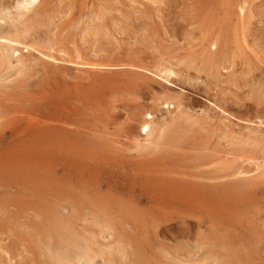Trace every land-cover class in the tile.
<instances>
[{"label":"rangeland","instance_id":"374dc122","mask_svg":"<svg viewBox=\"0 0 264 264\" xmlns=\"http://www.w3.org/2000/svg\"><path fill=\"white\" fill-rule=\"evenodd\" d=\"M43 1L45 0H39L34 8L39 7ZM46 1H50L48 2L50 3L48 5L50 9L45 10L47 12L51 11L49 22L46 19L48 13L45 16L43 14L46 12L43 11L42 15L36 14V18H34L33 8L29 11H21L23 15L18 18L23 26L34 28L40 33V38H36L37 44L34 45L38 51L33 48L25 49L21 45L15 46V44L0 40V54L6 55L9 52L7 54L8 60L4 65H1L2 67L0 66V264H46L44 261L49 255L48 248L50 247L51 250L53 247L51 238L48 236L49 233L46 230L55 215L63 221L70 222L73 228L77 229L75 231L79 235L78 243L81 246H83V238H89L92 236L91 234L97 233V242L90 244L94 251L101 250L100 248L95 249L97 246L102 248L103 244L100 241L107 245L114 243L112 248H115L116 239L118 238V240L124 242V249L127 248V251L131 252L132 256L130 255V258L133 261H136L140 256L145 259L144 264H175L174 261L173 263L171 261L167 262L166 257L158 252L156 246L166 244V246L173 247V243H175V241H172L173 237L179 229H182L184 234L187 235V239H184L185 244L189 243L190 246L194 243L203 244L205 250H199L196 255L199 254L200 258H203L211 251L208 255L212 259L207 258L209 262L206 259L208 264H231V262L232 264H240L239 259H235L236 257L229 252L225 253V250L219 246L222 244L219 242V230L227 222L226 213L228 210L229 212L236 211L234 210L236 207L233 199L237 197V194L247 206V210L242 213L243 219L240 220L248 221L259 229L260 244L264 246V174L247 179V176L256 174L257 170H253V165L247 166L246 162H242V165L246 166L245 170H250V172L244 176L223 177L224 179H213L211 182L206 179L204 181V179L192 178L187 174V172L192 171H203L204 174L217 175L220 173V171H216L219 168L217 163L227 158L233 160L229 162L232 167L238 165L235 160L240 154L248 153L255 157L264 155V49H258V45L247 37L249 47L239 37L241 31L254 32L257 36L259 34L261 38L264 37V0H164V2L161 0L164 4L156 0L161 5L155 0ZM57 4L59 5L57 6ZM67 4H69L70 10ZM60 5L64 9L60 8ZM239 5L244 7V17L237 14ZM101 9L107 10V13L103 16L104 25L99 30L100 34H103V28H108L110 35L115 39L113 41L108 35H102L100 42L106 46H101L109 51L108 57L114 54L119 62L112 61L115 63L113 66L97 69L82 64L83 59L76 58L74 55L78 50L86 58L95 60L97 53L91 49L94 46L90 47L84 43L82 34L89 22L88 19L95 12H100ZM141 9H144V11ZM10 10H8L12 12L10 18L0 17V23L2 21L0 36L14 32L21 27L15 14L16 11L20 10H14V8H10ZM66 10L67 15L63 13ZM30 11L33 13V18H30ZM61 12L64 15L63 18ZM38 16L44 17L45 20L42 17L38 18ZM69 19H74V21L71 23L67 21ZM9 20L11 24H8L10 23ZM40 20L42 23L38 24ZM46 21L47 23H44ZM99 21L94 19L97 25L103 22L102 20ZM29 22L30 24L32 22V24L30 25ZM74 22L77 23L73 26ZM75 26L79 29L78 31ZM141 27L144 28L141 29ZM248 27L254 29L251 30ZM45 29H48V31ZM117 29L118 31H116ZM224 32L228 33L225 34ZM217 34L223 37L227 43L223 57L225 60L222 62L223 66H227L221 69L220 63V67L217 69V79L212 80L208 74L207 61L203 54L207 51L216 52V54L221 53L218 47L212 50L213 46L209 47L211 37ZM74 35L78 36H76L77 39H74L76 38ZM51 37L52 39L55 38L56 41L51 40ZM71 42L72 45L70 46ZM60 44L64 49L60 47ZM94 45L96 49V43ZM50 46L52 47L50 48ZM12 47L17 48V50L10 53L8 49ZM50 54L56 60L46 57ZM198 54L200 55L198 56ZM21 56H24V60L17 62V58H21ZM63 57L65 59H62ZM129 58L132 60H128ZM153 60L155 62H152ZM18 63H20V66H18ZM188 63L189 65H187ZM162 64L164 66L171 64L168 67L173 68L175 72L178 70V75L169 77V83L156 73L155 66H163ZM21 66L24 68L22 69ZM199 75H201V78ZM204 78H207L206 81ZM251 79L253 80L251 81ZM209 82H211V85ZM166 88L168 92L165 91ZM216 92L218 98L221 96L220 101H217L219 105L228 107L231 112L232 109L233 112H245L248 116L250 115L251 121L249 123L243 122L244 120L235 117L234 119L225 113H218V109L211 103L215 99ZM167 93L172 96H181L183 102H193V107H190L187 111L190 110V113L197 117V121L201 122L200 125L197 126L198 122L196 121V125H193L194 128L190 130L191 133L185 139L176 143H168V137L164 138L163 136L162 139L155 141L157 145L154 143L150 148L148 147L149 150L148 148L146 150V147L145 150L141 146L136 147L134 140L137 135L135 133L139 134L138 140L140 142L143 140V134L137 127L141 118H146V115L143 114L144 111L151 112L150 115L154 118L153 121L157 120L153 123L155 129H157L153 133L155 136L159 131L158 126L160 123L167 121L172 115V113H168V110L172 109V105L167 107L161 103L162 98ZM158 97L161 98V101ZM111 102H113L112 105ZM239 103L242 104L239 105ZM207 107L211 111H207ZM215 113H218V115ZM256 114L257 116L260 115L259 118H252ZM225 115L227 119L233 121L231 129H233V133L236 132L237 134H233L234 138H238L235 140L237 142L235 143L236 146L235 144L227 145L226 139L217 136L220 133V128L222 129V125L216 118L222 120ZM185 117L182 118L184 121L181 123L183 127H186V120L189 119ZM166 118L168 119L166 120ZM225 120L223 119V121ZM208 121L209 123H207ZM205 124H208V127L210 126L209 128H213L214 131L211 132ZM242 125L247 126V129L243 128ZM201 126H205V129ZM248 128H254L252 130L255 132L249 133ZM128 129L130 130L126 133ZM166 129L163 131L164 133ZM130 132L131 134H129ZM246 135L257 138L258 145L253 146L251 144L252 139H249L248 144L239 147L238 140L245 138ZM259 138L261 139L259 140ZM227 151L231 152L232 155L226 154ZM196 155L207 157V164L195 165L196 167H194L192 164L195 158L198 157ZM211 158H216V166L210 164ZM170 171L171 173H169ZM181 172L183 174H180ZM247 181L252 184L237 189V191H234L235 195L234 193L221 192L226 201L222 199L220 203L217 198H212L201 190L203 186H219L220 188L225 183H240L239 185H242ZM178 186H182V188L180 189ZM72 194L76 197L74 198ZM184 194L188 197L186 198ZM77 198L80 199V203H78ZM92 213H95L94 216ZM63 215L64 217H61ZM91 217L94 218L91 219ZM223 219L225 222L222 221ZM147 222H149L148 227L145 225ZM98 224L104 226L108 224L109 232L100 237ZM80 226L82 230H80ZM151 226L152 231L149 230ZM161 227L163 231L159 229ZM156 228L157 231H155ZM90 229L93 232L89 231ZM85 231H89L88 234ZM146 231L149 233H146L147 237L144 235ZM213 235L218 237V241L217 238L213 239ZM168 239L169 242L166 241ZM212 242L214 243L212 244ZM215 242L219 245L216 246ZM96 244L97 246H95ZM205 245L208 247H205ZM150 249L152 251H149ZM101 252V256L94 259L95 264H104L102 258H106L107 248L103 246ZM198 256L197 258H199ZM218 256L220 259H217ZM263 256L264 252L261 254L262 261L261 258L257 257L258 262L256 260L251 262H257L253 264H264Z\"/></svg>","mask_w":264,"mask_h":264},{"label":"bare ground","instance_id":"6f19581e","mask_svg":"<svg viewBox=\"0 0 264 264\" xmlns=\"http://www.w3.org/2000/svg\"><path fill=\"white\" fill-rule=\"evenodd\" d=\"M38 1L39 0H14V1H10V0H0V17L2 18V17H7V18H10V15L12 14V12H10V11H12V10H10V8H14V10L15 9H19L20 11H16V16H17V21L21 24V22L19 21V19L18 18H20V16H22L23 15V13H21V11H29V10H32V8H33V11L35 12V17L34 18H36V14H40V15H42L41 13H43V12H46V13H44L43 15H45V14H47V21L48 20H50V13H51V11L50 12H47V11H45V10H49L50 8L48 7V5L50 4V3H48V2H50V1H43L42 3H41V5L39 6V7H35V8H37V9H35L34 8V6L38 3ZM41 1V0H40ZM54 1V0H53ZM57 1V0H56ZM59 2L60 1H63V0H58ZM65 1V0H64ZM90 1V0H89ZM152 1H154V0H152ZM156 1V0H155ZM161 2V0H158V2ZM168 1V0H167ZM246 1V0H245ZM112 2V1H111ZM157 2V1H156ZM155 2V3H156ZM157 2V3H158ZM163 2H164V0H163ZM163 2H161V3H163ZM64 3V2H63ZM62 3V4H63ZM66 3V2H65ZM100 3H101V1H100ZM99 3V4H100ZM130 3V2H129ZM169 3V2H168ZM78 4V3H77ZM102 4V3H101ZM118 4V3H117ZM159 5H161L160 3H158ZM157 4V5H158ZM164 4V3H163ZM59 4H57V6H58ZM64 5V4H63ZM68 5L69 4H67V7H68ZM79 5V4H78ZM110 5V4H109ZM153 5H155V4H153ZM50 6H52V5H50ZM61 7L60 8H62V9H64V7H62V5H60ZM103 6V5H102ZM105 7H107L106 5H104ZM53 7H54V5H53ZM66 7V6H65ZM237 7H238V5H237ZM49 8V9H48ZM127 8V7H126ZM143 8V7H142ZM157 8V7H156ZM160 8V7H159ZM249 8V7H248ZM251 8V7H250ZM61 9V10H62ZM68 9L70 10V7H68ZM72 9V8H71ZM147 9V8H146ZM3 10V11H2ZM8 10H10V11H8ZM51 10H53V9H51ZM58 10H59V7H58ZM99 10V9H98ZM102 10H105V9H101L100 10V12H95L89 19H88V24H87V26L84 28V31H83V34H82V41L84 42V43H86V44H88L90 47H93V48H91L92 50H94V51H96V53H97V56H95L96 58H95V60H91V59H89V58H86L85 56H84V54H80V52L78 51V50H76V54L74 55V56H76V58H80L81 60L83 59V62H82V64H85V65H87V66H90V67H92V68H102V67H108V66H113L115 63H113L112 61H118L119 59L113 54H111V56L110 57H108V54H109V51L105 48V47H102L101 45H105L104 43H102V42H100V39L102 38V35H108L109 36V38L111 39V40H115L114 38H112V35H110V30L108 29V28H103V34H100V28L102 27V25H104V21H103V16H104V14H106L107 13V10H105V11H102ZM115 10V9H114ZM117 10V9H116ZM141 10H143L144 11V9H141ZM165 10V9H164ZM43 11V12H42ZM248 11H250L249 9H248ZM252 11V10H251ZM31 12V11H30ZM53 12V11H52ZM55 12V11H54ZM60 12V11H59ZM72 12V11H71ZM87 12V11H86ZM112 12V11H111ZM115 12V11H114ZM126 12V11H125ZM29 13V12H28ZM62 13V12H61ZM65 15H67L68 13H67V10H66V12L64 11L63 12ZM63 13H62V18H63ZM117 13V12H116ZM137 13V12H136ZM253 13V12H252ZM69 14H70V12H69ZM118 14H119V12H118ZM139 14V13H138ZM237 14L239 15V16H241V17H244L243 15H244V7L243 6H241V5H239V9H238V12H237ZM33 15V13L31 12V16ZM49 15V16H48ZM56 15V14H55ZM59 15V14H58ZM83 15H85V14H83ZM112 15V14H111ZM119 15H121V14H119ZM123 15V14H122ZM252 15H254V14H252ZM27 16V15H26ZM26 16H24V17H26ZM30 16V18H33V16L31 17ZM46 16V15H45ZM70 16V15H69ZM72 16V15H71ZM70 16V17H71ZM78 16V15H77ZM81 16V15H80ZM124 16V15H123ZM127 16V15H126ZM131 16V15H130ZM249 16V15H248ZM29 17V16H28ZM40 16H38V18H39ZM42 17V16H41ZM40 17V18H41ZM59 17H60V15H59ZM74 18H75V16H73ZM72 17V18H73ZM108 17H109V15H108ZM114 17V16H113ZM144 17H145V15H144ZM149 17V16H148ZM262 17V16H261ZM42 18H44V17H42ZM52 18V17H51ZM67 18V17H66ZM69 18V17H68ZM78 18H79V16H78ZM78 18H76V19H78ZM81 19H82V17H80ZM147 18V17H146ZM249 18V17H248ZM260 18V17H259ZM258 18V19H259ZM22 19V18H21ZM25 19V18H24ZM94 19H96V20H98V22H100L99 20H102L103 22L102 23H100V24H98L97 25V23H95L94 22ZM131 19V18H130ZM253 19V18H252ZM261 19V18H260ZM5 20V19H4ZM3 20V21H4ZM12 20V19H11ZM31 20H33V19H31ZM36 20V19H35ZM44 20H45V18H44ZM72 19H69V20H67V21H69V22H73L74 21V19L71 21ZM87 20V19H86ZM134 20H135V18H134ZM144 20V19H143ZM151 20V19H150ZM245 20V19H244ZM249 20V19H248ZM261 20H263V18L261 19ZM28 21V20H27ZM37 21V20H36ZM47 21L46 22H44V23H47ZM54 21V20H53ZM65 21V20H64ZM83 21V20H82ZM81 21V22H82ZM128 21V20H127ZM246 21V20H245ZM256 21V20H255ZM254 21V22H255ZM5 22V21H4ZM8 22H10V20L8 21ZM49 22V21H48ZM132 22H133V20H132ZM132 22H131V24H132ZM253 22V23H254ZM1 23H2V21H1ZM0 23V24H1ZM40 23H42V21L40 20L39 22H38V24H40ZM77 22H74L73 23V26L76 24ZM79 23V22H78ZM85 23H87V22H85ZM113 23V22H112ZM129 23V22H128ZM256 23H258V22H256ZM262 23H263V21H262ZM4 24V23H3ZM6 24V23H5ZM8 24H11V22L10 23H8ZM14 24V23H13ZM27 24H28V22H27ZM29 24H30V22H29ZM31 24H32V22H31ZM30 24V25H31ZM51 24V23H50ZM115 24V23H114ZM120 24V23H119ZM147 24V23H146ZM241 24H242V20H241ZM15 25H17L16 23H15ZM14 25V26H15ZM63 25V24H62ZM67 25H68V23H67ZM66 25V26H67ZM81 25V24H80ZM79 25V26H80ZM226 25V24H225ZM245 25V24H244ZM5 26V25H4ZM10 26V25H9ZM12 27H13V25H11ZM19 26V25H18ZM57 26V25H56ZM65 26V27H66ZM71 26H72V24H71ZM107 26V25H106ZM111 26V25H110ZM116 26H118L117 24H116ZM139 26V25H138ZM1 27V26H0ZM3 27V26H2ZM48 27V26H47ZM67 27H69V26H67ZM111 27H113V26H111ZM130 27V26H129ZM222 27H224V26H222ZM242 27V26H241ZM249 27H251V26H249ZM248 27V28H249ZM255 27V26H254ZM262 27H263V25H262ZM49 28H50V25H49ZM75 28H76V26H75ZM114 28V27H113ZM144 28V27H143ZM142 27H141V29H143ZM232 28V27H231ZM246 28V27H245ZM256 28V27H255ZM258 28H260V27H258ZM65 29H67V28H65ZM69 29H70V27H69ZM68 29V30H69ZM77 29V28H76ZM124 29V28H123ZM127 29V28H126ZM236 29H238L239 30V28H237L236 27ZM249 29H251V28H249ZM252 29H254V28H252ZM251 29V30H252ZM13 30V29H12ZM45 30H47L48 31V29H45ZM73 30H75V29H73ZM79 29H77V31H78ZM121 30V29H120ZM217 30V29H216ZM219 30V29H218ZM221 30V29H220ZM235 30V29H234ZM263 30V29H262ZM11 31V30H10ZM116 31H118V29L116 30ZM144 31H145V29H144ZM151 31V30H150ZM223 31V30H222ZM227 31V30H226ZM256 31V30H255ZM259 31V30H258ZM64 32V31H63ZM66 32V31H65ZM64 32V33H65ZM114 32V31H113ZM119 32H121V31H119ZM4 33V32H3ZM46 33V32H45ZM75 33V32H74ZM146 33V32H145ZM225 33V32H224ZM228 33V32H227ZM227 33H225V34H227ZM238 33V32H237ZM71 34V33H70ZM76 34H77V32H76ZM79 34H80V32H79ZM122 34H123V32H122ZM234 34V33H233ZM61 35V34H60ZM59 35V36H60ZM72 35V34H71ZM78 35V34H77ZM76 35V36H77ZM124 35V34H123ZM140 35V34H139ZM146 35V34H145ZM150 35V34H149ZM155 35V34H154ZM176 35V34H175ZM213 35V34H212ZM222 35V34H221ZM59 36H58V39H59ZM66 36V35H65ZM68 36V35H67ZM75 35H74V37H76ZM104 36H103V38H104ZM116 36H118V35H116ZM144 36V35H143ZM159 36V35H158ZM227 36V35H226ZM263 36V35H262ZM69 37V36H68ZM78 37V36H77ZM77 37L76 38H74V39H77ZM142 37V36H141ZM140 37V38H141ZM239 37L241 38V40H242V42L245 44V45H247V46H249L250 47V45L247 43V37H249L250 38V40H252V42L254 41L257 45H258V49H264V42H263V38H261L260 36H259V34H258V36L256 35V34H254V32L253 33H251V32H249V31H245V32H243V31H241L240 32V34H239ZM36 38H40V33L39 32H37L34 28H30V27H26V26H23L22 24H21V27H19V29L17 30L16 29V31H14V32H9V33H7V34H5V35H1L0 36V40H4V41H7V42H9V43H11V44H15V46L16 45H21L23 48H33V49H36V47L34 46L35 44H37V40H36ZM57 38V37H56ZM63 38V37H62ZM70 38V37H69ZM80 38V37H79ZM148 38V37H147ZM222 38V39H221ZM51 40H55V38L54 39H52V37L50 38ZM192 39V38H191ZM226 39V38H225ZM233 39V38H232ZM263 39V40H262ZM64 40V39H63ZM62 40V41H63ZM127 40V39H126ZM211 42H210V44H209V47L210 46H213V48H211V50L212 49H215L216 47H218L219 49H220V51H221V53L220 54H216V52H211V51H207V52H205L203 55H204V58H205V60L207 61V66H208V74H209V76L211 77V79L212 80H216L217 78V69H218V67H220V63H221V69L222 68H224V67H226V66H223L224 64H222V62L225 60L223 57H224V54H225V48L227 47V43H226V41L223 39V37H221L220 35H215V36H212L211 37ZM227 40V39H226ZM56 41V40H55ZM78 41V40H77ZM80 41V40H79ZM81 41V42H82ZM192 41V40H191ZM206 41V40H205ZM234 41V40H233ZM249 41V40H248ZM60 42V41H59ZM80 42V43H81ZM104 42V41H103ZM192 42H194V41H192ZM251 42V43H252ZM5 43V42H4ZM83 43V44H84ZM94 43H96V49H95V45H94ZM102 43V44H101ZM187 43H189V42H187ZM191 43V42H190ZM48 44V43H47ZM59 44V43H58ZM200 44V43H199ZM51 45V44H50ZM61 45L62 44H60V47H61ZM64 45H65V43H64ZM72 45V42L70 43V46ZM109 45V44H108ZM161 45V44H160ZM188 45V44H187ZM6 46V45H5ZM53 46V45H52ZM52 46H50V48L52 47ZM74 46H76L75 44H74ZM106 46V45H105ZM110 46V45H109ZM82 47V46H81ZM232 47V46H231ZM20 48V47H19ZM49 48V47H48ZM62 49H64L63 47H61ZM74 48V47H73ZM58 50H59V48H57ZM61 49V50H62ZM75 49V48H74ZM114 49V48H113ZM200 49V48H199ZM3 50H4V48H3ZM9 51H10V53H13L14 51H16L17 50V48H14V47H12V48H9L8 49ZM37 50V49H36ZM35 50V51H36ZM60 50V51H61ZM67 50V49H66ZM72 50V49H71ZM84 50H86V49H84ZM122 50V49H121ZM197 50V49H196ZM201 50V49H200ZM206 50H209V49H206ZM228 50H230V49H228ZM19 51H21V50H19ZM32 51H34V50H32ZM38 51V50H37ZM50 51V50H49ZM90 51V50H89ZM112 51V50H111ZM114 51H116V50H114ZM132 51V50H131ZM214 51V50H213ZM238 51V50H237ZM240 51V50H239ZM257 51H259V50H257ZM64 52V51H63ZM72 52H73V50H72ZM92 52V51H91ZM119 52V51H118ZM118 52H117V54H118ZM2 53V52H1ZM6 53V52H5ZM17 53V52H16ZM59 53V52H58ZM75 53V52H74ZM73 53V54H74ZM202 53V52H201ZM229 53V52H228ZM227 53V54H228ZM7 54H9V52L8 53H6V55H3V54H0V66L1 65H4L5 64V62L8 60V55ZM54 54H55V52H54ZM61 54V53H60ZM72 54V55H73ZM90 54V53H89ZM95 54V53H94ZM196 54V53H195ZM14 55V54H13ZM64 55V54H63ZM93 55V54H92ZM197 55V54H196ZM200 54H198V56H199ZM216 55H218V56H216ZM236 55V54H235ZM255 55H256V53H255ZM61 56V55H60ZM138 56H140V55H138ZM143 56V55H142ZM237 56V55H236ZM263 56V55H262ZM44 57V56H43ZM46 57H48V58H50V59H52V60H56V58L52 55V54H50V55H47ZM62 57V56H61ZM124 57V56H123ZM129 57V56H128ZM136 57V56H135ZM45 58V57H44ZM154 58V57H153ZM202 58H203V56H202ZM35 59H36V57H35ZM47 59V58H46ZM62 59H65L64 57L62 58ZM137 59V58H136ZM151 59V58H150ZM242 59V58H241ZM24 60V56H21V58H17V62L18 61H23ZM59 60H60V58H59ZM74 60V59H73ZM127 60V59H126ZM128 60H132V59H128ZM148 60V59H147ZM146 60V61H147ZM152 60V59H151ZM155 60V59H154ZM152 61V62H155V61ZM191 60V59H190ZM43 61V60H42ZM66 61V60H65ZM145 61V60H144ZM149 61V60H148ZM203 61H204V59H203ZM240 61V60H239ZM238 61V62H239ZM25 62V61H24ZM66 62H68V61H66ZM119 62V61H118ZM151 62V61H150ZM172 62V61H171ZM78 63H80V62H78ZM77 63V64H78ZM122 63V62H121ZM131 63V62H130ZM169 63V62H168ZM183 63V62H182ZM198 63V62H197ZM200 63V62H199ZM203 63V62H202ZM232 63V62H231ZM231 63H229V64H231ZM235 63H236V61H235ZM242 63V62H241ZM27 64V63H26ZM150 64V63H149ZM161 64V63H160ZM240 64V63H239ZM246 64V63H245ZM244 64V65H245ZM13 65V64H12ZM25 65V64H24ZM23 65V66H24ZM36 65H38V64H36ZM76 65V64H75ZM78 65H81V64H78ZM121 65V64H120ZM119 65V66H120ZM152 65V64H151ZM163 65V64H162ZM171 65V64H170ZM170 65H167V66H161V65H157V66H155V69H156V73L157 74H159V76H161V78H164V80L167 82V83H169L168 81H169V77H171L172 75H178V73H177V71L175 72L174 70H173V68H170V67H168V66H170ZM187 65H189V63L187 64ZM206 65V64H205ZM235 65H237V64H235ZM18 66H20V63H18ZM82 66H84V65H82ZM124 66H126V65H124ZM184 66H186V65H184ZM200 66V65H199ZM231 66V65H230ZM233 66H234V64H233ZM255 66V65H254ZM2 67V66H1ZM22 67V66H21ZM26 67V66H25ZM85 67V66H84ZM115 67V66H114ZM117 67V66H116ZM129 67V66H128ZM24 67H22V69H23ZM31 68H33V67H31ZM39 68V67H38ZM140 68V67H139ZM199 68V67H198ZM230 68V67H229ZM232 68V67H231ZM258 68V67H257ZM256 68V69H257ZM16 69V68H15ZM29 70H30V68H28ZM183 69H185V68H183ZM195 69V68H194ZM228 69V68H227ZM10 70H12V69H10ZM152 70V69H151ZM180 70H182V69H180ZM198 70V69H197ZM220 70V69H219ZM245 70H248V69H245ZM244 70V71H245ZM263 70V69H262ZM25 71V70H24ZM144 71V70H143ZM202 71H204V70H202ZM201 71V72H202ZM230 71V70H229ZM153 72V71H152ZM154 72H155V70H154ZM228 72V71H227ZM226 72V73H227ZM23 73V72H22ZM21 73V74H22ZM186 73V72H185ZM230 73V72H229ZM16 74V73H15ZM153 74V73H152ZM155 74V73H154ZM184 74V73H183ZM203 73H201V75H202ZM207 74V75H208ZM222 74V73H221ZM230 74H232V73H230ZM18 75V74H17ZM188 75H190V74H188ZM201 75H199V77L201 78ZM204 75V74H203ZM206 75V76H207ZM247 75H249V74H247ZM261 75V74H260ZM144 76V75H143ZM153 76H158V75H153ZM174 76H173V78H174ZM194 76V75H193ZM197 76H198V74H197ZM205 76V75H204ZM251 76V75H250ZM181 77V76H180ZM184 77V76H183ZM198 77V78H199ZM241 77V76H240ZM178 78V77H177ZM190 78V77H189ZM239 78V77H238ZM261 78V77H260ZM160 79V78H159ZM184 79V78H183ZM205 79H207V78H204V80ZM227 79V78H226ZM162 80V79H161ZM171 80V79H170ZM178 80V79H177ZM187 80V79H186ZM248 80H249V78H248ZM253 79H251V81H252ZM6 81V80H5ZM43 81V80H42ZM174 81V80H173ZM172 81V82H173ZM189 81V80H188ZM196 81V80H195ZM206 81V80H205ZM207 81H209V80H207ZM221 81H222V79H221ZM243 81H244V79H243ZM257 81V80H256ZM214 82V81H213ZM218 82V81H217ZM239 82V81H238ZM249 82V81H248ZM264 82V81H263ZM263 82H262V84H263ZM12 83V82H11ZM173 83H175V82H173ZM181 83V82H180ZM195 83H197V82H195ZM211 82H209V84H210ZM227 83H229V82H227ZM172 84V83H171ZM220 84V83H219ZM258 84V83H257ZM211 85V84H210ZM234 85H236V84H234ZM244 85H246V84H244ZM249 85H251V84H249ZM264 85V84H263ZM165 86V85H164ZM170 86V85H169ZM239 86V85H238ZM259 86V85H258ZM261 86V85H260ZM210 87H212V86H210ZM240 87H241V85H240ZM243 87V86H242ZM253 87V86H252ZM172 88V87H171ZM165 89V88H164ZM177 89H178V87H177ZM181 90H182V88H180ZM206 89V88H205ZM25 90H27V89H25ZM208 90V89H207ZM61 91V90H60ZM163 91V90H162ZM165 91H167L168 92V90H167V88H166V90ZM171 91V90H170ZM206 91V90H205ZM210 91V90H209ZM252 91H253V89H252ZM183 92V91H182ZM214 92V91H213ZM164 94L166 93V92H163ZM250 93V92H249ZM144 94V93H143ZM257 94V93H256ZM113 95V94H112ZM163 95V94H162ZM236 95V94H235ZM232 96V95H231ZM113 97H114V95H113ZM255 97H256V95H255ZM261 97V96H260ZM2 98H4V97H2ZM159 98V97H158ZM250 98V97H249ZM161 98H159V100H160ZM220 99H221V96H220V98H218L217 97V92H216V95H215V99L214 100H212L211 101V103L218 109V113L220 112V114H227V115H229V116H232L233 118L235 117V118H237V119H240V120H244L243 122H248L249 123V121H251V118H249V116L247 115V114H245V112H239V111H237V112H233V109H232V112L228 109V107H224V105H219L218 104V102L217 101H220ZM222 99H223V97H222ZM192 100V99H191ZM233 100V99H232ZM114 101V100H113ZM155 101V100H154ZM161 101V100H160ZM210 102V101H209ZM223 102V101H222ZM229 102V101H228ZM237 102H239V101H237ZM112 103L113 102H111V105H112ZM162 104H165V106H171L172 107V109L171 110H168V113L169 114H171L172 113V115H173V111H174V115L172 116V115H170V118L168 119V118H166V120L167 121H163L162 123H160V125L158 126V130L159 131H157V133H156V136L153 134L154 132H155V130H157V129H155V126L153 125V123L154 122H157V120L156 121H153V119L154 118H152V115H150V113L151 112H147V111H144V115H146V118H141V120H140V123H139V128L137 127V129H139L141 132H142V134H143V140H142V142H140V140H138V135L139 134H137V133H135V135H137V139L135 138V140H134V144H135V146L137 147V146H141L142 148H143V150H145V147H146V150H147V148L149 147L150 148V146H152V144H156V142L155 141H158L160 138L162 139V137L164 136V138L165 137H168L167 138V140L169 141L168 143H176V142H178L179 140H183V139H185V137H187V135L189 134V133H191L190 132V130H191V128H194L193 127V125H196V123H197V126H199L200 125V123H199V121H197V117L196 116H193V114L192 113H190V110H189V112L187 111L188 109H190V107H193L192 106V104H193V102H183L182 101V98H181V96H172V95H169L168 93H167V95L165 96V97H163L162 98V102H161ZM160 103V104H161ZM224 103V102H223ZM222 103V104H223ZM242 103H239V105H241ZM259 105V104H258ZM162 106V105H161ZM169 106V107H170ZM227 106V105H226ZM210 107V106H209ZM214 107V108H215ZM262 107V106H261ZM143 108V107H142ZM145 108V107H144ZM252 108V107H251ZM115 109V108H114ZM167 109V108H166ZM191 109H193V108H191ZM212 109H213V107H212ZM253 109V108H252ZM256 109V108H255ZM8 110V109H7ZM46 110V109H45ZM142 110V109H141ZM206 110L207 111H211V109L210 108H206ZM201 111V110H200ZM249 111V110H248ZM256 111V110H255ZM254 111V112H255ZM258 111V110H257ZM256 111V112H257ZM260 111V110H259ZM25 112V111H24ZM141 112V111H140ZM201 112H203V111H201ZM216 112V111H215ZM255 112V113H256ZM36 113V112H35ZM167 113V112H166ZM218 113H215V114H217L218 115ZM14 114V113H13ZM195 114V113H194ZM111 115V114H110ZM124 115V114H123ZM142 115V114H141ZM168 115V114H167ZM196 115V114H195ZM201 115H202V113H201ZM209 115V114H208ZM208 115H207V117H208ZM245 115V116H244ZM259 115V114H258ZM262 115V114H261ZM9 116H11V115H9ZM9 116H8V118H9ZM143 116V115H142ZM169 116V115H168ZM172 116V117H171ZM183 116H186V117H188L189 119L188 120H186V127H183V125L181 124L182 122H184L183 120H182V118H183ZM211 116H213V115H211ZM216 115H214L213 117H215ZM220 116V115H219ZM228 116V117H229ZM260 116V115H259ZM259 116H257V114L256 115H253L252 116V118H254V119H257V118H259ZM51 117V116H50ZM155 117V116H154ZM185 117V118H186ZM61 118V117H60ZM136 118V117H135ZM199 118V117H198ZM201 118H202V116H201ZM234 118V119H235ZM264 118V117H263ZM56 119H58V118H56ZM65 119V118H64ZM159 119V118H158ZM163 119V118H162ZM207 119V118H206ZM216 119H218V121L221 123L220 125H222V129L220 128V133H218L219 135H217L219 138H222V139H226V141H227V145H234L235 143H237L235 140H237L238 138H234V133H235V135H237L236 134V132H234L233 133V129H231V127H233L232 126V122L230 121L231 119H227V117H226V115L223 117V119L225 120V121H223V119L221 120V118H216ZM216 119H215V121H216ZM260 119L262 120V118L260 117ZM66 120V119H65ZM137 121H138V119H136ZM260 120V121H261ZM60 121V120H59ZM69 121V120H68ZM72 121V120H71ZM197 121V122H196ZM159 122V121H158ZM66 124H68L67 122H65ZM207 123H209V121L207 122ZM213 123V122H212ZM235 123V122H234ZM254 123H255V121H254ZM62 124V123H61ZM138 124V123H137ZM204 124V123H203ZM214 124V123H213ZM69 126H70V124H68ZM67 125V126H68ZM81 125H83L82 123H81ZM119 125V124H118ZM167 125H169L168 127H167ZM202 125V124H201ZM205 125H207V127H208V124H205ZM216 125V124H215ZM219 125V126H220ZM262 125V124H261ZM116 126V125H115ZM249 126V125H248ZM257 126V125H256ZM255 126V127H256ZM72 127V126H71ZM202 128H204L203 126H201ZM210 127V126H209ZM208 127V128H209ZM242 127L243 128H246L247 129V126H243L242 125ZM253 127V126H252ZM167 128V129H166ZM198 128V127H197ZM218 128V127H217ZM224 128V129H223ZM258 128V127H257ZM136 129V130H137ZM166 129V131H165V133L163 132L164 130ZM199 129V128H198ZM205 129V128H204ZM215 129H216V127H215ZM241 129V128H240ZM252 129H254V128H248V132L249 133H254L255 131L254 130H252ZM259 129V128H258ZM257 129V130H258ZM123 130V129H122ZM130 129H128V130H126V133H127V131H129ZM195 131H196V129H194ZM209 130L212 132V131H214L213 130V128H209ZM138 131V130H137ZM192 131H193V129H192ZM216 131H217V129H216ZM216 131H215V133H216ZM131 132H132V130H131ZM131 132L129 133V134H131ZM134 132H136V131H134ZM209 132V131H208ZM133 133V132H132ZM140 133V132H139ZM214 133V134H215ZM239 134V133H238ZM262 134V133H261ZM133 135V134H132ZM154 135V136H153ZM212 135H213V133H212ZM240 135V134H239ZM131 136V135H130ZM215 136V135H214ZM252 136V135H251ZM254 136H255V134H254ZM203 137V136H202ZM238 137V136H237ZM262 137V136H261ZM107 138V137H106ZM128 138H129V136H128ZM153 138V139H152ZM214 138V137H213ZM240 138H241V136H240ZM129 139H131V138H129ZM249 139H252L251 141V144L253 145V146H256V144L258 145V139L257 138H255V137H249V136H245V138H242V139H239L238 141H239V143H240V145H239V147H242L241 145H246V144H248L249 143ZM261 138H259V140H260ZM167 140H166V142H167ZM162 141V140H161ZM263 141V140H262ZM126 143V142H125ZM260 143V142H259ZM159 144V143H158ZM203 144V143H202ZM133 145V144H132ZM157 145V144H156ZM134 146V148H136ZM169 146H171L170 144H169ZM235 146H236V144H235ZM194 147V146H193ZM201 147V146H200ZM105 148V147H104ZM131 148V147H130ZM129 148V149H130ZM149 148H148V150H149ZM155 148V147H154ZM133 149V148H132ZM154 150V149H153ZM187 150V149H186ZM264 150V149H263ZM138 151V150H137ZM140 151V150H139ZM150 151H152V150H150ZM226 152V151H225ZM74 153V152H73ZM102 153V152H101ZM141 153V152H140ZM138 154V153H137ZM226 154H228V155H232V153L231 152H228L227 151V153ZM107 155H109V154H107ZM143 155V154H142ZM207 155V154H206ZM236 155V154H235ZM95 156V155H94ZM117 156V155H116ZM138 156V155H137ZM196 156H198V155H196ZM195 156V157H196ZM223 156V155H222ZM230 157V156H229ZM234 157H236V156H234ZM207 158V157H206ZM205 157H203V156H198V157H196L195 158V160H194V163H196V164H192V165H194V167H196L195 165H198V166H200V165H204V164H207V159H206ZM143 160V159H142ZM161 160V159H160ZM222 160H224V159H222ZM232 159H229V158H227V159H225L224 161H221V162H218L217 164H219V168H217L216 169V171L217 172H219L220 171V173L219 174H217V175H215V174H204V172L203 171H200V172H195V171H192V172H187V174H189V176H191L192 178H199V179H204V181H205V179L206 180H213V179H218V178H223V177H230V176H239V175H246L247 173H249L250 172V170H245V167L242 165V162H246V164H247V166H250V165H253L254 166V169L253 170H257V172H256V174H254V175H251V176H245L247 179L249 178H256V176H262V174H264V155H262L261 157L260 156H257V157H255V156H253V155H251V154H248V153H245V154H240L239 156H237L236 157V160L235 161H237L238 162V165L236 166H232L231 167V165H230V161H231ZM216 158H211V160H210V164L211 165H215L216 166ZM233 161V160H232ZM209 162V161H208ZM241 164V165H240ZM200 168V167H199ZM206 168V167H205ZM202 170H204V169H202ZM206 170H207V168H206ZM197 171V170H196ZM174 172V171H173ZM177 172V171H176ZM175 172V173H176ZM169 173H171V171L169 172ZM180 174H183L182 172L180 173ZM179 174V175H180ZM186 174V175H187ZM188 176V177H189ZM174 177V179L177 181V179L175 178V176H173ZM173 177H172V179H173ZM166 178H169V177H166ZM191 178V179H192ZM245 178V179H246ZM224 179V178H223ZM236 179V178H235ZM163 180H164V178H163ZM168 180V179H167ZM196 180V179H195ZM194 180V181H195ZM221 180V179H220ZM227 180V179H226ZM230 180V179H229ZM253 180V179H252ZM169 181V180H168ZM192 181H193V179H192ZM200 181V180H199ZM207 181V182H208ZM34 182V181H33ZM32 182V183H33ZM170 182H172V181H170ZM212 182V181H211ZM220 182V181H219ZM235 182V181H234ZM175 183V182H174ZM173 184V183H172ZM218 184V183H217ZM240 184V183H239ZM239 184H228V183H225V185H222V186H220V188H219V186H208V187H201L202 189V191L204 192V193H206L207 195H209L210 197H212V198H217V201L220 203L221 201H222V199H224L225 201H226V198L224 197H222V193L221 192H226V193H234V191H237V189H240L242 186H247V185H251L252 183L251 182H245V183H243L242 185H239ZM58 186V185H57ZM170 186V185H169ZM193 187V186H192ZM92 188V187H91ZM169 188V187H168ZM178 188H182V186L180 187V186H178ZM254 188V187H253ZM62 190V189H61ZM170 190V189H169ZM174 190H176L175 188H174ZM179 190V189H178ZM177 190V191H178ZM255 190V189H254ZM171 191H172V189H171ZM182 191V190H181ZM174 192V191H173ZM179 192V191H178ZM177 192V193H178ZM188 192V191H187ZM196 192V191H195ZM241 192V191H240ZM179 193H182V192H179ZM190 194V193H189ZM195 194V193H194ZM193 194V195H194ZM230 194V195H231ZM73 195V194H72ZM179 195V194H178ZM185 195V194H184ZM191 195V194H190ZM196 195V194H195ZM198 195V194H197ZM201 195V194H200ZM234 195H235V193H234ZM74 196V195H73ZM78 196V195H77ZM181 196H182V194H181ZM186 196V195H185ZM204 196V195H203ZM237 197H235L234 199H233V202H234V204H235V209L234 210H236L235 212H229V210H228V212L226 213V215H227V222L224 224L225 226L223 227V228H220V230H219V232H220V234H219V242H221L222 244H217L216 242V246H220V248L221 249H224L225 250V253H227V252H229V253H231V254H233V256L234 257H236L235 259H239V263L241 264H253V263H257L258 261V259H257V257L258 258H261V254L264 252V246H263V244H260V233H259V229H257L255 226H253V224H250V222H248V221H244V220H240V219H243V217H242V213H243V211H246L247 209V206H245V203H244V201H243V199L241 198V197H238V194L236 195ZM76 196H74V198H75ZM175 197V196H174ZM178 197V196H177ZM188 196H186V198H187ZM202 197V196H201ZM78 198H80V197H78ZM78 198H77V200H78ZM140 198V197H139ZM73 200V199H72ZM80 200V199H79ZM79 200H78V203H80L79 202ZM75 201H76V199H75ZM82 201V200H81ZM139 201V200H138ZM224 201V202H225ZM202 202V201H201ZM217 202V203H218ZM52 203V202H51ZM72 203V202H71ZM76 203V202H75ZM53 204V203H52ZM55 205V204H54ZM74 205V204H73ZM79 205V204H78ZM77 206V205H76ZM23 208V207H22ZM54 208V207H53ZM57 208V207H56ZM77 208V207H76ZM89 208V207H88ZM18 209V208H17ZM21 209V208H20ZM60 209V208H59ZM63 209V208H62ZM70 209V208H69ZM24 210V209H23ZM66 210V209H65ZM72 210V209H71ZM60 211V210H59ZM32 212V211H31ZM74 212V211H73ZM77 212V211H76ZM75 212V213H76ZM51 213V212H50ZM74 213V214H75ZM96 213V212H95ZM94 213V214H95ZM46 214V213H45ZM52 214V213H51ZM60 214H61V212H60ZM93 214V213H92ZM91 214V215H92ZM94 214H93V216H94ZM79 215H81V214H79ZM97 215V214H96ZM95 215V216H96ZM159 215V214H158ZM33 216H34V214H33ZM42 216V215H41ZM45 216V215H44ZM164 216V215H163ZM245 216V215H244ZM54 217V218H53ZM52 217V219H51V223L47 226L48 227V229L46 230L48 233H49V238H51V241H52V243H53V247H52V249L50 250V247L48 248V250H49V255L47 256V258H46V260L44 261V263H46V264H95V261H94V259L96 258V257H99V256H101V254H102V248H103V246L104 247H106L107 248V256H105V248L103 249L104 250V256L106 257V258H102L103 259V262H104V264L106 263V264H144V261H145V259H143V258H141L140 256L137 258V260L136 261H133L132 260V258H130V255L132 256V254H131V252L130 251H127V248L126 249H124V242L123 241H121V240H118V238L116 239L117 240V242H116V247L115 248H112V244H114V243H112L111 245L109 244V245H107V244H104V243H102V241H100L101 242V244H103L102 245V248H101V246L99 247V246H97V244L95 245V246H97L95 249H97V248H100L101 250H96V251H94V250H92V248H91V245L93 244V243H96L97 242V239H96V237H98V236H96L97 235V233H93V234H91V233H89V234H91L92 236H90L89 238H83V246H81V244H79L78 243V239H79V235H78V233L75 231V230H77V229H74L73 228V226H72V224L70 223V222H67V221H63L60 217H58V216H53ZM61 217H64V215L63 216H61ZM100 217V216H99ZM197 217V216H196ZM22 218H24V217H22ZM45 218V217H44ZM47 218V217H46ZM76 218H77V216H76ZM76 218H74V219H76ZM85 218V217H84ZM92 218H94V217H91V219ZM199 218H200V216H199ZM209 218V217H208ZM223 218H225V217H223ZM37 219H38V217H37ZM40 219V218H39ZM48 219H49V217H48ZM64 219V218H63ZM68 219V218H67ZM77 219H79V217L77 218ZM80 219H83V218H80ZM104 219V218H103ZM181 219V218H180ZM201 219V218H200ZM101 220V219H100ZM147 220V219H146ZM163 220V219H162ZM177 220V219H176ZM179 220V219H178ZM221 220V219H220ZM246 220V219H245ZM248 220V219H247ZM19 221V220H18ZM46 221V220H45ZM71 221V220H70ZM75 221V220H74ZM77 221V220H76ZM84 221V220H83ZM83 221H82V223H83ZM86 221V220H85ZM96 221V220H95ZM98 221V220H97ZM148 221V220H147ZM183 221V220H182ZM222 221H224V219L222 220ZM105 222V221H104ZM103 222V223H104ZM111 222V221H110ZM162 222V221H161ZM167 222V221H166ZM225 222V221H224ZM259 222V221H258ZM26 223V222H25ZM46 223V222H45ZM49 223V222H48ZM88 223V222H87ZM97 223H99V222H97ZM151 223V222H150ZM174 223V222H173ZM198 223V222H197ZM212 223V222H211ZM90 224H91V222H90ZM92 224H94L93 222H92ZM149 225V222H147V223H145V225ZM170 224H171V222H170ZM177 224V223H176ZM47 225V224H46ZM148 225L146 226V227H148ZM151 225V224H150ZM172 225V224H171ZM217 225V224H216ZM218 225H219V223H218ZM222 225V224H221ZM29 226V225H28ZM27 226V227H28ZM79 226V225H78ZM91 226H93V225H91ZM161 226H162V224H161ZM163 226H164V224H163ZM166 226V225H165ZM3 227V226H2ZM90 227V226H89ZM94 227V226H93ZM95 227H96V222H95ZM98 234L100 235V237H102L103 236V234L104 233H107V232H109L108 231V224H105V226L103 225V224H98ZM167 227V226H166ZM20 228V227H19ZM76 228V227H75ZM179 228H180V226H179ZM210 228V227H209ZM213 228V227H212ZM211 228V229H212ZM216 228V227H215ZM214 228V229H215ZM31 229V228H30ZM84 229V228H83ZM146 229V228H145ZM159 229H161L162 230V227L161 228H159ZM25 230V229H24ZM80 230H82L81 229V226H80ZM86 230V229H85ZM97 230V229H96ZM149 230H153V228H152V226H151V229H150V227H149ZM164 230H167V229H164ZM84 231V230H83ZM87 231V230H86ZM85 231V232H86ZM89 231H91V229L89 230ZM88 231V232H89ZM143 231H144V229H143ZM151 231H149V232H151ZM155 231H157V228H156V230ZM163 231V230H162ZM174 231H175V229H174ZM215 231V230H214ZM47 232H46V234H47ZM88 232H86L87 234H88ZM91 232H93V230L91 231ZM160 233H161V231H159ZM165 232V231H164ZM218 232V233H219ZM142 233V232H141ZM145 234L144 235H146V233H148L147 231L146 232H144ZM154 233V232H153ZM172 233V232H171ZM190 233V232H189ZM211 233H213V232H211ZM1 234V233H0ZM149 234V233H148ZM169 234V233H168ZM208 234H210V233H208ZM215 234V233H214ZM109 235V234H108ZM112 235H113V233H112ZM152 234L150 233V236H151ZM157 235H158V232H157ZM217 235V234H216ZM216 235H213V239H216L217 238V241H218V237L216 236ZM120 237V236H119ZM146 237H147V235H146ZM155 237H158V236H155ZM159 237H161V236H159ZM39 238V237H38ZM124 238V237H123ZM144 238V237H143ZM148 238H150V237H148ZM153 238V237H152ZM164 238V237H163ZM263 238V237H262ZM41 239V238H40ZM106 239V238H105ZM137 239V238H136ZM147 239V238H146ZM184 239L186 240L187 239V235L186 234H184V231L182 230V229H179L178 231H177V233H176V235H174V237H173V242L175 241V243H173L171 240V242L173 243V247H171V246H166V244L165 245H161V244H158L157 246H156V248L158 249V252H160V253H162L165 257H166V259L168 260L167 262H169V261H171L172 263H173V261L175 262V264H208L207 262H206V259L207 258H211L208 254L211 252V251H209V253L207 254V255H204V257L203 258H200V255L198 256V255H196L197 253H199V250H201L202 251V249H203V244H201V243H194L192 246H190L189 245V243H186L185 244V242H184ZM49 240V239H48ZM47 240V241H48ZM107 241V240H106ZM109 241V240H108ZM125 241V240H124ZM132 241H133V239H132ZM147 241H149V240H147ZM153 241V240H152ZM155 241V240H154ZM166 241H168L169 242V239L168 240H166ZM165 241V242H166ZM209 241H212V240H209ZM49 242V241H48ZM127 242V241H126ZM218 242V243H219ZM52 243H51V245H52ZM109 243V242H108ZM111 243V242H110ZM128 243V242H127ZM214 242H212V244H213ZM223 243H225L224 245V248H223ZM263 243V242H262ZM26 244V243H25ZM48 244V243H47ZM91 244V245H90ZM192 244V243H191ZM211 244V243H210ZM100 245V244H99ZM127 245V244H126ZM129 245H130V243H129ZM175 245V246H174ZM48 246V245H47ZM94 246V245H93ZM94 246V247H95ZM147 246V245H146ZM215 246V247H216ZM38 247V246H37ZM133 247V246H132ZM142 247V246H141ZM148 247V246H147ZM150 247H152V246H150ZM149 247V248H150ZM155 247V246H154ZM205 247H208V246H206L205 245ZM211 247V246H210ZM214 247V248H215ZM44 248H45V246H44ZM148 248V249H149ZM213 248V247H212ZM211 248V249H212ZM46 249H47V247H46ZM130 249H131V247H130ZM210 249V248H209ZM218 249H219V247H218ZM220 249V250H221ZM141 250V249H140ZM140 250H138V251H140ZM203 250H205V248L203 249ZM215 250V249H214ZM219 250V251H220ZM223 250V251H224ZM142 251H144V250H142ZM149 251H152L151 249L149 250ZM155 251V250H154ZM157 251V250H156ZM263 251V252H262ZM27 252V251H26ZM133 252H134V250H133ZM135 252H136V250H135ZM208 252V251H207ZM214 252V251H213ZM218 252V251H217ZM221 252H222V250H221ZM220 252V253H221ZM260 252H262V253H260ZM113 253H114V255H113ZM157 253V252H156ZM201 253V252H200ZM203 253V252H202ZM219 253V254H220ZM2 254V253H1ZM42 254V253H41ZM158 254V253H157ZM216 254V253H215ZM6 255V254H5ZM225 255V254H224ZM3 256H4V254H3ZM17 256H19V255H17ZM152 256V255H151ZM197 256L199 257V258H197ZM207 256V257H206ZM226 256H230V255H226ZM226 256H224V257H226ZM264 257V256H263ZM220 259V257L218 256L217 257V259ZM13 260H14V258H12ZM154 259H155V257H154ZM212 259V258H211ZM210 259V260H211ZM222 259H223V256H222ZM221 259V260H222ZM227 259V258H226ZM11 260V259H10ZM214 260V259H213ZM216 260V259H215ZM232 260V259H231ZM257 261V262H251V261ZM207 261H208V259H207ZM224 261V260H223ZM261 261H262V258H261ZM3 262V261H2ZM31 262V261H30ZM147 262H148V259H147ZM150 262V261H149ZM209 262V261H208ZM212 262V261H211ZM214 262H216V261H214ZM228 262V261H227ZM236 262V261H235ZM22 263V262H21ZM237 263H238V261H237ZM210 264V263H209ZM215 264V263H214ZM217 264V263H216ZM227 264V263H226ZM231 264H232V262H231Z\"/></svg>","mask_w":264,"mask_h":264}]
</instances>
